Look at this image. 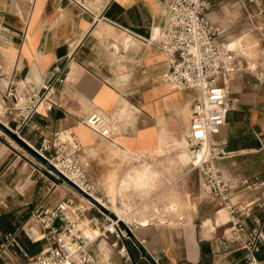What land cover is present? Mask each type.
I'll use <instances>...</instances> for the list:
<instances>
[{"label": "crops", "instance_id": "crops-1", "mask_svg": "<svg viewBox=\"0 0 264 264\" xmlns=\"http://www.w3.org/2000/svg\"><path fill=\"white\" fill-rule=\"evenodd\" d=\"M210 1L208 17L214 23L232 34L248 30V36L262 43V49L251 54L255 74L236 73L230 80L226 120L215 135L226 139L230 154L215 164L234 185L232 200L242 209L236 219L250 227L258 218L264 226V0L261 15L247 0ZM168 3L0 0V122L33 148L41 140L31 129L34 123L44 128V135L73 130L81 143L79 161L95 195L111 206L112 191L115 204L128 210L129 223L122 221L145 250L127 241L137 264H245L244 251L225 238L229 217L217 199L197 194L187 210L170 217L171 198L185 197L170 196L172 182L166 176L161 213L153 208V178L143 188H129L125 181L133 168H147L155 175L150 168L158 162L157 153L173 147L184 163L182 155L190 151L189 110L196 91L177 89L165 79L176 59L158 47ZM57 75L61 107L47 111L38 105L20 127L14 117L17 110L10 114L8 109L31 107L33 94ZM10 80L17 99L5 94ZM91 112L103 117L108 137L83 123ZM176 161L180 163L179 158ZM70 195L74 191L67 183L45 171L40 161L0 130V241L3 233L20 230L27 252H38L42 229L31 212L41 205L54 207ZM88 214L105 223L97 209ZM110 242V236L101 237L89 249L98 259L111 258L119 264ZM255 254L264 264V248L256 246Z\"/></svg>", "mask_w": 264, "mask_h": 264}, {"label": "built area", "instance_id": "built-area-1", "mask_svg": "<svg viewBox=\"0 0 264 264\" xmlns=\"http://www.w3.org/2000/svg\"><path fill=\"white\" fill-rule=\"evenodd\" d=\"M247 3L257 7V15L263 13L262 0H247ZM210 8V0H169L158 47L176 59L165 79L177 89L196 91L189 110L188 147L193 158L191 169L199 173V191L217 199L226 210L229 226L224 232L225 238L244 251L245 264H262L256 257L255 248L258 245L264 248V226L258 218L253 219L254 224L250 227L236 219L242 209L233 203L234 185L223 177L215 164L216 159L230 154L226 150V139L215 138L226 120L224 104L230 80L236 73L255 74L257 64L251 54L254 49H262V43L259 39L249 43L248 30L232 34L214 23L208 17ZM248 21L253 22V17ZM232 40L236 42L232 43ZM60 82L61 77L57 75L43 85L33 94L31 107L8 109L10 114L13 109L17 110L14 117L20 127L27 124L38 105L47 111L61 107L57 90ZM15 86L10 80L5 91L7 97L17 99ZM19 99L22 101V97ZM83 123L108 137L105 120L97 112L89 113ZM31 129L41 135L40 144L34 149L86 195L95 198L91 194H95L93 186L78 158L81 143L73 130L66 128L44 135V128L36 123ZM42 165L45 171L59 179ZM71 189L74 195L60 200L54 207L41 205L31 212L30 217L42 229L41 249L31 255L20 241V230L5 232L0 241V264H117L111 258L98 259L89 249L97 239L108 236L111 237V248L120 258L119 264H137L127 247L130 240L127 232L118 220ZM261 204L264 205V199ZM92 208L97 209L104 224L98 216L88 214ZM86 229L89 230L87 234Z\"/></svg>", "mask_w": 264, "mask_h": 264}, {"label": "rangeland", "instance_id": "rangeland-1", "mask_svg": "<svg viewBox=\"0 0 264 264\" xmlns=\"http://www.w3.org/2000/svg\"><path fill=\"white\" fill-rule=\"evenodd\" d=\"M247 37H248L247 39H250L249 41H255V38H253V35H249ZM24 151L26 150L24 149ZM177 153H178V150L172 147V148H169L167 152L155 154V158L156 156H158L157 157L158 162L155 163V167L150 168V170L154 169L156 174L149 175L150 176L149 180L151 178L154 179L153 181V188H154V194H155V203L153 206L154 211L158 210V212L161 213L162 187L164 185L163 177L166 176L169 179V182H172V184L169 185V190H168L170 196L175 197L178 195V193L184 195L185 200H178L176 197L171 198L170 203H169V209H170V214H171L170 217H174V216L177 217L179 214L182 213L183 209L187 210V207H190L191 203H194L197 201V194L203 199L207 198V196L201 194L199 191V174L197 170L191 169L192 161H191L189 151H186V154L188 155V157H187V160L184 161L185 164L181 162L180 156L176 157ZM177 158H179L180 163L176 161ZM181 164H184V165L181 166ZM146 185L147 183L137 188H143ZM131 187L136 188L134 186H129V188ZM174 202L176 203V205L174 207H171V204ZM106 206L110 207V203H107ZM156 213L157 212H155V214ZM155 217L156 219H161L160 214H157ZM84 231H89V230L86 229Z\"/></svg>", "mask_w": 264, "mask_h": 264}, {"label": "water", "instance_id": "water-1", "mask_svg": "<svg viewBox=\"0 0 264 264\" xmlns=\"http://www.w3.org/2000/svg\"><path fill=\"white\" fill-rule=\"evenodd\" d=\"M0 130L4 132L8 137H10L13 141H15L19 146H21L23 149H25L28 153H30L32 156H34L38 161H40L42 164L47 166L49 169H51L58 177L60 180L64 181L67 183L70 187L75 189L77 192L80 194L84 195L87 197L90 201H92L99 209H101L103 212L108 214L112 219L118 220V224L120 227H122L126 232L129 237V239L141 249L143 253H145L144 248L140 244V242L135 238L133 232L131 229L121 220L117 218L115 213L110 211L108 208L103 206L99 201H97L95 198L86 195L82 190H80L74 183H72L69 179H67L65 176H63L60 172H58L51 164L48 163V161L40 155L31 145H29L25 140H23L16 132L12 131L9 127L4 125L2 122H0Z\"/></svg>", "mask_w": 264, "mask_h": 264}, {"label": "bare ground", "instance_id": "bare-ground-1", "mask_svg": "<svg viewBox=\"0 0 264 264\" xmlns=\"http://www.w3.org/2000/svg\"><path fill=\"white\" fill-rule=\"evenodd\" d=\"M190 150V149H189ZM189 154H190V157H191V161H192V155L189 151ZM187 157L188 155L185 153L182 155V158L184 159V161L187 160ZM149 175H150V172L147 168H133L131 170H129L125 176V181H126V184L127 186H134V187H141L143 186L144 184L147 183V180L149 178ZM95 199L97 201H99L103 206H105L106 208H108L110 211H112L113 213H115V215L117 216V218L119 220H123L125 223H129L130 221V217L127 213V211L123 208H119L115 202H114V197H113V192L112 191H109L108 194H109V197L111 198L112 200V205L110 207L106 206L104 201L97 195H95L94 193H91ZM224 212H225V215L228 219V214L226 212L225 209H223ZM130 213V212H129ZM85 234H87L89 231H84ZM95 232H97V230H95Z\"/></svg>", "mask_w": 264, "mask_h": 264}]
</instances>
